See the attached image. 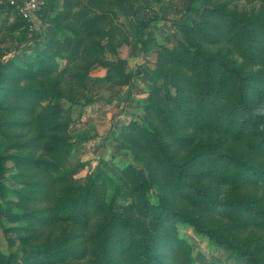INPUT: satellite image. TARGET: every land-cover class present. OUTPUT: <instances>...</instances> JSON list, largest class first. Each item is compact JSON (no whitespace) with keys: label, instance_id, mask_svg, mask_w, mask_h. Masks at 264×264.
Returning <instances> with one entry per match:
<instances>
[{"label":"rangeland","instance_id":"374dc122","mask_svg":"<svg viewBox=\"0 0 264 264\" xmlns=\"http://www.w3.org/2000/svg\"><path fill=\"white\" fill-rule=\"evenodd\" d=\"M0 8L8 11L0 22V62L14 60L24 67L37 52L48 50L52 60L41 72L47 76L50 70L47 78L58 82L56 92L33 107L43 138L35 153L45 152L43 145L64 143L56 157L66 175L45 179L47 203L61 205L89 187L95 204L83 226L72 219L38 225L43 243L51 235L55 246L76 231L82 245L90 246L109 216L148 221L139 214L141 204L145 197L155 204L160 193L239 243L264 240L262 227L247 220L249 205L264 207V186L246 174L237 181L234 162L212 154L226 152L264 168V0H52L39 28L22 26L17 34L13 8ZM144 20L148 24L140 25ZM232 68L248 85L246 101L258 125L243 124ZM32 98L27 95L24 103ZM2 109L0 104V120H12ZM14 143L0 134V154L17 153ZM176 162L185 164L193 186L220 199H244V204L202 203L178 184ZM138 168L149 178L148 190L138 184ZM14 172L7 162L2 208L17 201L11 188L22 185L12 180ZM2 221L3 228L11 225ZM175 227L190 246L191 264H248L245 257L227 259L224 248L190 225L177 222ZM10 251L20 253L19 242L9 246L0 228V253ZM84 255L59 264H94L98 252Z\"/></svg>","mask_w":264,"mask_h":264},{"label":"trees","instance_id":"16d2710c","mask_svg":"<svg viewBox=\"0 0 264 264\" xmlns=\"http://www.w3.org/2000/svg\"><path fill=\"white\" fill-rule=\"evenodd\" d=\"M139 23L147 25L148 20ZM14 26L22 28L25 23L18 18ZM48 60H52L48 50H42L36 53L34 61L28 62L24 67L16 66L14 60L0 62V104L4 108L1 111L5 116L13 117L12 120L8 118L5 121L0 120L2 129L3 126L5 128V131L0 134L13 139L15 142L13 147L18 150L15 154H0V193L2 196L6 194V185L2 177L7 162H12L15 168V172L11 174L12 180L22 185L11 188V192L17 196L16 202L10 203L5 208H2L0 204L2 233L9 246L15 244L16 240L19 242L20 253L13 251L6 254L0 253V264H49L50 261L59 264L67 258L86 257L84 254L90 252H98V256L94 258L95 261H92L94 264H191L190 246L178 236L175 227L177 222L190 225L197 234L224 248L227 251V259L238 260L245 257L248 264H264V240L259 244H255L254 240H251L248 245L239 243L232 236L206 226L197 215L173 206L164 193L157 195L155 204H149L147 198H144L139 214L149 217L148 221L138 217L132 220L121 219L118 216L107 217V222L101 228L102 235L93 236L90 246L82 245L76 231L64 234L55 246L51 241V235L43 239L45 240L43 243L37 233L38 225L44 228L72 219L77 227L83 226L95 208V204L90 201L92 195L89 187L82 188L74 196H69L61 205L48 204L45 198L49 190L45 179L55 181L66 175L61 171L60 162L56 157V149L60 150L64 147L63 142L53 146L42 144L45 152L40 156L35 153L41 147L40 140L43 138L42 135L39 136L38 117L34 116L33 107L37 100L43 99L49 92L55 93L58 83L57 80L47 78L50 70L47 71V76H44L43 68ZM18 67V71L15 72ZM226 67L229 66L226 65ZM15 68L16 70H13ZM232 71L238 78L237 104L244 113L243 124L258 125L260 121L253 115L250 104L246 101L248 85L243 81L238 69L232 68ZM27 95L33 96V100L28 104L24 103ZM11 99H13L12 102ZM22 128L26 130L25 133L20 132ZM261 128L264 134V128ZM212 154L234 162L235 168L232 175L234 179L240 180L244 177L243 174H246L247 178L251 177L254 182L264 186V168L246 163L226 152ZM173 165L178 184L186 188L185 192H193L202 203L231 206L240 201L244 204V199H220L193 186L186 179L183 170L185 164L176 162ZM135 175L140 188L148 190L150 181L144 170L138 168ZM248 209L250 212L247 220L253 221L252 224L260 225L264 231V207L255 208L249 205ZM69 215L71 218L68 217ZM3 218L11 225L3 228ZM19 221H26V224H17ZM8 233L15 234L8 236Z\"/></svg>","mask_w":264,"mask_h":264},{"label":"built area","instance_id":"2783aa9c","mask_svg":"<svg viewBox=\"0 0 264 264\" xmlns=\"http://www.w3.org/2000/svg\"><path fill=\"white\" fill-rule=\"evenodd\" d=\"M50 0H0V4L12 7L16 16L25 23L29 30L40 26V15L47 8Z\"/></svg>","mask_w":264,"mask_h":264},{"label":"crops","instance_id":"0c3cea01","mask_svg":"<svg viewBox=\"0 0 264 264\" xmlns=\"http://www.w3.org/2000/svg\"><path fill=\"white\" fill-rule=\"evenodd\" d=\"M50 1H52V0H50ZM49 1V2H50ZM56 1H58V0H56ZM4 8V7H3ZM7 7H5V9H6ZM8 9V8H7ZM11 10V9H10ZM14 14V13H13ZM8 11H5V10H3V9H1L0 8V22L2 21V20H5V19H7L8 18ZM19 30H20V28H17V29H15V30H13V33L14 34H17L18 32H19Z\"/></svg>","mask_w":264,"mask_h":264}]
</instances>
